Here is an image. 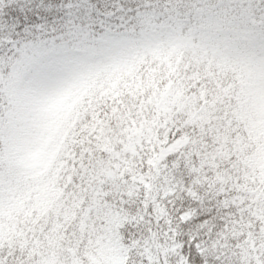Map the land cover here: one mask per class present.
<instances>
[{
	"label": "snow or ice",
	"instance_id": "1",
	"mask_svg": "<svg viewBox=\"0 0 264 264\" xmlns=\"http://www.w3.org/2000/svg\"><path fill=\"white\" fill-rule=\"evenodd\" d=\"M0 264H264V0H0Z\"/></svg>",
	"mask_w": 264,
	"mask_h": 264
}]
</instances>
